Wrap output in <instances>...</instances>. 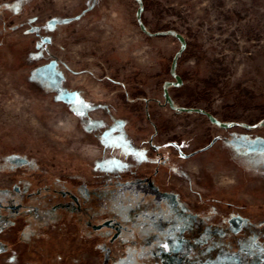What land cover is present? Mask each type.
I'll return each instance as SVG.
<instances>
[{
    "label": "rangeland",
    "instance_id": "obj_1",
    "mask_svg": "<svg viewBox=\"0 0 264 264\" xmlns=\"http://www.w3.org/2000/svg\"><path fill=\"white\" fill-rule=\"evenodd\" d=\"M15 185L163 192L176 219L151 223L179 233L164 264H264V0H0V188ZM25 225L0 232V264L56 251Z\"/></svg>",
    "mask_w": 264,
    "mask_h": 264
},
{
    "label": "trees",
    "instance_id": "obj_2",
    "mask_svg": "<svg viewBox=\"0 0 264 264\" xmlns=\"http://www.w3.org/2000/svg\"><path fill=\"white\" fill-rule=\"evenodd\" d=\"M38 72V69L32 71L34 77L37 78ZM71 195L78 203H75ZM10 201L15 204L21 203L17 213L25 216L24 232L28 235L25 239L30 241L39 236L47 243L49 240L55 241L56 251H44L43 256L47 264H99L106 247L111 248L112 262L116 264H158L159 262L155 255L141 253L138 249L140 235H145L141 233H150L151 230L146 224L149 220L147 216L160 209L159 204L157 205L153 197L148 194H132L117 187L104 194L84 193L78 197L66 188L51 185L35 189L27 196L22 189L20 191L0 189V203ZM170 206L172 205L169 204L168 197H163V212L166 218L174 220L176 212H173L172 208L169 211ZM131 208L139 209L146 216L138 214L134 218H128V211ZM58 211L66 217L73 218L79 225L74 227L73 224H69L71 228L64 229L68 224L53 219V214ZM99 211L109 214L106 219L120 222L122 229L115 240L110 241L114 230L102 225L105 219L95 218ZM92 225L102 226L94 229ZM100 231H103L101 241L98 240L97 235ZM123 242L128 243L125 248L122 247ZM0 247L1 250H5L7 245L1 242ZM22 255L24 252L20 254Z\"/></svg>",
    "mask_w": 264,
    "mask_h": 264
},
{
    "label": "flooded vegetation",
    "instance_id": "obj_3",
    "mask_svg": "<svg viewBox=\"0 0 264 264\" xmlns=\"http://www.w3.org/2000/svg\"><path fill=\"white\" fill-rule=\"evenodd\" d=\"M48 186H51V185H44L43 187L41 186V187H38L36 189L38 190L39 188H44V187H48ZM0 189H4V188H0ZM9 189L15 190V191L21 190V188L19 186H16V185L13 186L12 188H9ZM9 189H7V190H9ZM120 189L128 190L132 194H143V195L148 194V195L153 197L154 202L157 205L159 204L160 209H158L156 213L150 214L147 216L149 220H147L148 223H146V224L151 227V230H150V233H141V234H145V235H140V245L138 246V249L141 253H144V254L150 253V254L155 255V258L159 261L158 264H164L163 261L158 258V254L160 253V251H165L167 248V247H165L164 240L167 239L168 237L173 236V235L179 236V233L176 232L174 227L168 226V225H165L162 228H157L151 223V221H154V222L155 221H164L165 219H166V221H169V219L166 218L167 216H165V214L163 212V208H162V199H163V197H168V195L166 193H163V192H147V191L143 190L141 187L135 188L134 186L120 187ZM20 194H22V193H20ZM64 194L65 193H63V195ZM26 195L29 196L30 192H26ZM71 198H74V196L71 195ZM74 200H75V203H78V201H76L75 198H74ZM168 202L170 204L172 202L171 199H169V197H168ZM20 206H21V203L15 204L12 201L4 203V204L0 203V212H3V214H5V216H6L5 219L4 218L0 219V223H1L0 224V232L4 229H9L10 227H12L14 225V221H16V219L23 217V215H19L17 213ZM133 209H137V208H131V209H129V211L133 210ZM129 211H128V213H129ZM138 214H142L143 216H146V214L141 213L140 210H139ZM127 217H128V215H127ZM131 218H134V217H131ZM104 221L106 222V220H104ZM104 221H103V223H105ZM107 221H109V222L105 226H108L114 230V233L110 237V241H113L120 234L122 226H121L119 221L117 222V220L107 219ZM94 226L95 225H92V227H94ZM18 237H20V236H18ZM150 237H153V239L150 241V243L146 244L145 241ZM16 238H17V236H16ZM13 241L14 240L5 241L2 238H0V243L2 242V243L9 244V245H7L5 250H1V247H0V255L7 253V252H11L13 250V247H15L14 246L15 244H13ZM22 242H25V241H22ZM126 244H128V243H126ZM125 247H126V245L123 246V248H125ZM106 248H109V247H106ZM109 249H110V263L109 264H116V263L112 262L111 248H109ZM22 252H24V251H22L21 249L16 251V253H15V260L17 262L16 264H26V262H24V261L29 259V258L25 257L26 252H24V255L20 256V254ZM103 258H104V254H103ZM43 259H44L45 264H47L48 262L46 261L44 256H43ZM102 262H103V259H102L101 263H99V264H102ZM212 263H213V261L207 260V261H198L195 264H212ZM27 264H39V263L27 261Z\"/></svg>",
    "mask_w": 264,
    "mask_h": 264
},
{
    "label": "water",
    "instance_id": "obj_4",
    "mask_svg": "<svg viewBox=\"0 0 264 264\" xmlns=\"http://www.w3.org/2000/svg\"><path fill=\"white\" fill-rule=\"evenodd\" d=\"M136 1L139 3L141 0H136ZM141 7H142V6H141ZM138 23H139V24H142V21H141V20H138ZM150 34H152V33H150ZM153 34H158V35H168V34H170V35H172V36H176V35H177V32L174 31V30H171V31H169V30H164V31L155 32V33H153ZM185 46H186L185 43H182V44L180 45V49H179V51L176 52L175 55H174V57H173V64H174V62L176 61V59L178 58V56L180 55L181 51L184 50ZM170 74H171L172 77L177 78V75H176V73H175V71H174L173 68H171V70H170ZM171 84H173V85H175V86H178V85H179V82L174 81V82H171ZM164 87L167 88L166 85H165ZM215 122H216L217 125H220V124H221L220 121H217V120H216ZM227 125H228L229 127H232V126L235 125V123H234V122H229ZM260 125H261V123H257V124L252 125V127H258V126H260ZM102 225H107V223H103ZM102 225H97V226H94V227H95V228H100Z\"/></svg>",
    "mask_w": 264,
    "mask_h": 264
},
{
    "label": "snow or ice",
    "instance_id": "obj_5",
    "mask_svg": "<svg viewBox=\"0 0 264 264\" xmlns=\"http://www.w3.org/2000/svg\"><path fill=\"white\" fill-rule=\"evenodd\" d=\"M36 31H38V30H36ZM78 94H72V96H77ZM73 101H72V98L70 97L69 98V103H72ZM79 110H77V114L78 115H83L84 114V109H88V108H90L91 106L90 105H87V104H84L83 103V101H79Z\"/></svg>",
    "mask_w": 264,
    "mask_h": 264
}]
</instances>
